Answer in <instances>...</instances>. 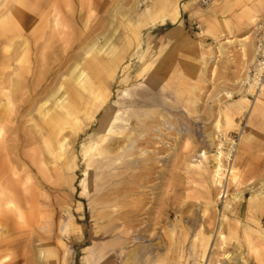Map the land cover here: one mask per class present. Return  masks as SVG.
Masks as SVG:
<instances>
[{"label": "rangeland", "instance_id": "374dc122", "mask_svg": "<svg viewBox=\"0 0 264 264\" xmlns=\"http://www.w3.org/2000/svg\"><path fill=\"white\" fill-rule=\"evenodd\" d=\"M14 5L0 27V264H264V94L244 85L256 15L240 9L230 44L186 26L178 56L161 45L169 26L145 29L159 18L147 0H0V25ZM219 133L239 137L226 199Z\"/></svg>", "mask_w": 264, "mask_h": 264}, {"label": "crops", "instance_id": "0c3cea01", "mask_svg": "<svg viewBox=\"0 0 264 264\" xmlns=\"http://www.w3.org/2000/svg\"><path fill=\"white\" fill-rule=\"evenodd\" d=\"M147 2L151 3V8L149 10L155 11L159 18L145 27V29L155 25H158L160 28L169 26V28H164L160 34L161 45L163 49L176 51V55L178 56L180 55L183 44L185 45L187 41L190 43L193 41L185 32L186 26L193 27L195 24H202V34H204V36L210 39L221 38L223 36L232 37L228 38L231 40L226 39L224 42V44H230L235 37V31L230 26L233 25V21L241 18L239 13L240 9H246L248 16L245 21H249V18L253 17L251 14H255L258 19L264 15V0H217L216 2L213 1L214 3H212V5H209L214 6L216 3L217 7L203 10L198 8L195 3L196 0H147ZM175 9L179 12L176 21L171 17ZM220 16H224V18ZM235 40L242 45L241 42L247 40V37L236 38ZM196 48L199 49V47ZM245 49L247 54H249V51L252 49L250 53L252 54L253 46H251L249 42L245 45ZM175 60L173 64L180 65L186 63L183 58H176ZM192 61V65H195L197 63V58H194ZM3 176L4 175L0 171V179L3 178ZM2 183V180H0V193ZM3 202V198H0V205ZM10 203L11 205H8ZM6 205L13 206L12 199H8ZM86 247L83 248L84 252Z\"/></svg>", "mask_w": 264, "mask_h": 264}, {"label": "built area", "instance_id": "2783aa9c", "mask_svg": "<svg viewBox=\"0 0 264 264\" xmlns=\"http://www.w3.org/2000/svg\"><path fill=\"white\" fill-rule=\"evenodd\" d=\"M209 0H201L202 5H207ZM195 29L198 30L199 26L195 25ZM253 44H254V59L250 66L247 68L244 76V85L248 87L249 84L253 86V91L250 97H254V100L258 95L264 94V15L257 19L253 27ZM217 148L215 149L216 155L219 156L222 162L223 169H227L234 166L235 154L239 137L237 134L223 135L219 133L216 136ZM221 153V154H220ZM224 172L225 178L227 172ZM224 176L222 184L219 187L220 198H227V190L224 187Z\"/></svg>", "mask_w": 264, "mask_h": 264}, {"label": "bare ground", "instance_id": "6f19581e", "mask_svg": "<svg viewBox=\"0 0 264 264\" xmlns=\"http://www.w3.org/2000/svg\"><path fill=\"white\" fill-rule=\"evenodd\" d=\"M14 6H15V7H14ZM14 6H13V7H14L13 12H14V13L9 17V20L7 19V21L1 23L0 27H5V28H7L8 26H10V24H12V22L14 21V18L17 17V15H18V10H17L18 7H16V5H14ZM22 6H23V5H22ZM176 6H177V3H176ZM20 8H21V7H20ZM174 8H175V7H174ZM178 13H179V12H177V9H175L174 12L172 13V19H173V20L176 21V19L178 18ZM7 14H8V13H7ZM145 15H146V13L143 12L140 16H138V17L136 18L135 21L142 19L143 17H145ZM7 16H8V15H7ZM122 17L125 19L126 22H128V23L130 24V26H132L131 29H130V32H131L133 35L136 36V34H135V33H136V27H135V25H134V22L132 21L133 18H131V14L129 13V11H127V12H125V13H122ZM126 24H127V23H126ZM127 25H128V24H127ZM110 40H111V39H110L109 37H108L106 40H104V41H105V45H107L108 47H109V42H110ZM107 46H106V47H107ZM243 50H244V49H243ZM251 50H252V49H251ZM251 50L249 51L250 53H251ZM250 53H249V54H250ZM253 53H254V52H253ZM249 54H247V51L245 50V55H249ZM252 55H253V54H252ZM244 58H245V57H244ZM253 58H254V57H253ZM111 61H112V60H111ZM73 73H74V72H73ZM82 73H83V72H82ZM80 76H81V73H79L78 75H76V77L74 78L75 81H77V80L80 78ZM78 81H79V80H78ZM79 82H80V81H79ZM248 87H249V88H248V91H253V86H252L251 84H249ZM249 89H250V90H249ZM143 95H144V94H143ZM64 97H65V96H64ZM258 97H259V96H258ZM257 99H258V98H257ZM243 100H244V99H243ZM256 101H257V100H256ZM243 102H245V101H243ZM247 102H248V101H247ZM60 104H61V103H57V104H56V107H58V108L61 107ZM140 109H141V108H140ZM152 110H153V109H152ZM134 113H135V112H134ZM138 113H139V111H138ZM143 113H144V112H143ZM145 113H147V112H145ZM151 113H152V111H151ZM139 114H140V113H139ZM148 114H150V113H148ZM152 114H153V113H152ZM152 114H151V116H152ZM156 114H159V112L156 113ZM156 114H155V115H156ZM134 115H136V114H134ZM140 115H141V114H140ZM153 115H154V114H153ZM155 115H154V116H155ZM143 116H145V114H144ZM92 117H93V116H91V114H90V112H89V113L87 114V118L90 120V119H92ZM138 117H139V116H138ZM145 117H146V116H145ZM157 117H158V116H157ZM115 118H116V117H115ZM140 118H141V117H140ZM148 118H149V117H148ZM116 119H117V118H116ZM128 119H129V118H128ZM136 119H137V118H136ZM165 119H166V118H165ZM117 120H118V119H117ZM117 120H116V121H117ZM149 121H150V120H149ZM117 122H118V121H117ZM125 122H126V121H125ZM139 122H141V124H142V121L139 120ZM169 122H170V121H169ZM110 123H111V122H110ZM114 123H115V122H114ZM119 123H121V122H119ZM133 123H134V122H133ZM162 123H163V122H162ZM171 123H172V122H171ZM112 124H113V123H112ZM125 124H126V123H125ZM141 124H140V125H141ZM130 125H131V124H130ZM140 125H139V127H140ZM143 125H144V123H143ZM173 125H174V124H173ZM173 125H171L170 123L164 121V126H166L169 130L172 129V126H173ZM111 126H113V125H111ZM131 126H132V125H131ZM135 126H136V125H135ZM117 127H119L120 129H122V128H123V125H122V128H121L120 126H117ZM124 127H125V126H124ZM139 127H138V128H139ZM141 127H142V126H141ZM173 127H174V126H173ZM103 128H104V127H103ZM119 128H118V129H119ZM131 128H132V127H131ZM131 128L129 127V129H131ZM138 128H137V129H138ZM167 128H166V129H167ZM143 129H144V128H143ZM153 129H154V128H153ZM158 129H159V128H158ZM145 130H146V129H145ZM159 130H160V129H159ZM124 131H125V130H124ZM133 131H134V130H133ZM139 131H140V130H139ZM107 132H108V131H107ZM116 132H118V131H116ZM140 132H142V128H141V131H140ZM143 132H145V131H143ZM114 133H115V132L112 131V132H111V135H115ZM126 133H127V132H126ZM126 133H124L123 130H121V132L119 131L118 134H117V133H116V134H117V136H118V135H119V136L122 135V137H123V135H124V138H125L126 141H127V140H129V136H126V135H125ZM130 133H132V132L130 131ZM138 133H139V132H138ZM107 134H108V133H107ZM107 134H106V135H107ZM109 134H110V132H109ZM127 134H128V133H127ZM140 134H141V133H140ZM140 134H139V135H140ZM143 134H144V133H143ZM143 134H142V135H143ZM100 135H101V134H100ZM102 135H103V134H102ZM137 135H138V134H137ZM104 136H105V134H104ZM115 136H116V135H115ZM115 136H114V137H115ZM99 137H100V136H99ZM131 137H132V135H131ZM135 137H136V135H135ZM139 137H140V136H139ZM100 138H101V140H102V137H100ZM120 138H121V137H120ZM120 138H119V139H120ZM140 138H141V137H140ZM117 139H118V138H117ZM130 139H131V138H130ZM101 140H100V141H101ZM133 140H134V141H135V140L137 141L138 139L136 138V139H133ZM117 141H118V140H117ZM117 141H116V139H114V138H110L109 141H108V144H107V145H108V148H111L112 143H113V144H114V143H117ZM122 141H123V140H122ZM126 141H124V144H125ZM101 142H103V141H101ZM104 142H105V141H104ZM104 142H103V143H104ZM129 142H130V143H129ZM129 142H126V143H128L129 145L132 146L133 144L131 143V140H130ZM103 143H102V145H103ZM119 143H120V142H119ZM122 143H123V142H121V145H123ZM136 143H137V142H136ZM100 144H101V143H100ZM107 145H106V146H107ZM117 145H118V144H117ZM119 145H120V144H119ZM129 145H128V148H129ZM134 145H135V144H134ZM99 146H100V145H99ZM115 146H116V145H115ZM115 146H113V147H115ZM124 146H125V145H124ZM83 147H84V146H83ZM88 147H89V146H88ZM95 147H96V146H95ZM95 147H94V148H95ZM117 147H119V146H117ZM139 147H140V146H139ZM94 148H93V149H94ZM115 148H116V147H115ZM119 148H122V147H119ZM128 148H127V150H126V148H125V150L128 151ZM89 149L91 150V147H90ZM103 149H104V148H103ZM103 149H101V150L103 151ZM106 149H107V148H106ZM120 150H121V149H120ZM129 150L132 151L131 148H130ZM92 151H93V150H92ZM98 151H99V150H98ZM107 151H108V150H107ZM131 151H130V152H131ZM94 152H95V151H94ZM103 152H104V151H103ZM103 152H102V153H103ZM118 152H119V151H118ZM130 152H129V153H130ZM133 152H134V151H133ZM116 153H117V152H116ZM116 153H115V154H116ZM131 153H132V152H131ZM142 153H144V152H142ZM100 154H101V153H100ZM132 154H133V153H132ZM144 154H145V153H144ZM220 154H221V153H220ZM93 155H94V154H93ZM93 155H92V156H93ZM96 155H97V154H96ZM104 155H105V152H104V154H103L102 156H104ZM117 155H118V156H117ZM141 155H143V154H141ZM141 155H140V156H141ZM122 156H123V155H122ZM133 156H135V155H133ZM137 156H138V155H137ZM140 156H138V157H140ZM105 157L108 158L106 155H105ZM111 157H112V156H111ZM113 157H114V155H113ZM115 157H117V159H119L120 161H124V160H125L123 157H121V154H120V156H119V154H116ZM115 157H114V158H115ZM93 158H94V157H93ZM101 158H102V157H101ZM103 158H104V157H103ZM103 158H102V159H103ZM114 158H113V159H114ZM218 158H219V157H218ZM91 160H92V159H91ZM111 160H112V159H111ZM115 160H116V159H115ZM115 160H114V161H115ZM119 160H118V161H119ZM133 160H134V158H133ZM144 160H145V159H144ZM118 161H117V162H118ZM134 161H135V160H134ZM217 161H219V159H218ZM87 162H88V161H87ZM101 162H103V161L101 160ZM125 162H126V161H125ZM125 162H124V163H125ZM138 162H139V161H138ZM90 163H91V162H90ZM105 163L107 164V162H105ZM113 163H115V162H113ZM126 163L129 164V162H126ZM143 163H144V162H143ZM94 164H95V163H94ZM130 164H131V161H130ZM100 165H101V164H100ZM123 165H124V164H123ZM134 165H135V164H134ZM97 166H98V165H97ZM106 166L109 167L108 165H106ZM110 167H111V166H110ZM114 167H115V166H114ZM127 167H129V166H127ZM103 168H105V167H103ZM116 168H117V167H116ZM130 170H131V169H130ZM227 170L230 172V178H231L232 180H234V179H235V173H234V170H233V165H232L231 167H229ZM110 171H111V170H110ZM115 171H116V170H115ZM225 171H226V170L223 169L222 165H220V164L218 163L217 171H215V173H214V174H216L215 177H216V178H220V175H222V173H224ZM228 171H227V172H228ZM111 173H112V172H111ZM110 175H111V174H110ZM87 177H88V176H87ZM222 177H223V176H222ZM227 177H228V176H227ZM118 178H119V177H118ZM224 178H225V177H224ZM135 179H136V178H135ZM214 179H215V178H214ZM113 182H114V180H113ZM113 182H112V184H113ZM216 182H217V181H216ZM217 183H218V182H217ZM81 184H82V183H81ZM89 184H90V183H89ZM117 184H118V183H117ZM114 185H115V184H114ZM83 189L86 190L85 187H84ZM81 192H82V191H81ZM81 194H82V193H81ZM83 194H84V193H83ZM95 194H96V193H95ZM116 194H117V193H116ZM85 195H86V194H85ZM98 196H99V195H98ZM84 197H85V196H84ZM256 197H257V196H256ZM106 202H107V201H106ZM104 204H105V203H104ZM107 206H108V205H107ZM227 207H228V206H227ZM226 209H227V208H226ZM227 210H228V209H227ZM112 232H113V231H112ZM219 232H220V230H219ZM110 233H111V231H110ZM217 233H218V232H217ZM220 233H221V232H220ZM113 234H114V233H113ZM124 234H125V233H124ZM218 234H219V233H218ZM111 235H112V234H111ZM119 235H120V234H119ZM114 236H115V235H114ZM116 236H117V235H116ZM222 236H223V235H222ZM122 237H123V235H122ZM122 237L120 236V238H122ZM185 238H186V237H185ZM219 238H220V237H219ZM222 238H224V237H222ZM113 239H116V237L113 238ZM113 239H112V240H113ZM134 239L137 240L136 238H134ZM194 240H195V239H194ZM108 241H109V240H108ZM138 241H139V240H138ZM138 241H137V242H138ZM120 242H121V241H120ZM122 242H123V241H122ZM116 243H117V242H116ZM111 245H112V244H111ZM118 245H119V244H118ZM122 245H123V243H122ZM123 246H124V245H123ZM123 246H122V247H123ZM108 248H109V246H108ZM111 248H112V247H111ZM139 248H140V247H139ZM97 249H98V248H97ZM112 249H113V248H112ZM95 250H96V249H95ZM98 250H99V249H98ZM146 250H147V249H146ZM89 251H90V250H88L86 253L89 254ZM91 251H92V250H91ZM91 251H90V253H92ZM131 251H132V250H131ZM135 251H136V250H135ZM93 252H94V251H93ZM104 253H105V252H104ZM126 253H127V252H126ZM133 253H134V252H133ZM138 254H139V253H138ZM89 255H90V254H89ZM133 256H134V255H133ZM137 256H138V255H137ZM140 256H141V255H140ZM90 259H91L90 257H88V256L86 257V259H85L86 264H92L91 261H90ZM144 259H145V258H144ZM146 259H147V257H146ZM91 260H92V259H91ZM124 260H126V259H124ZM124 260H123V262H124ZM162 260H163V259H162ZM101 261H102V260H101ZM101 261H100V262H101ZM120 261H121V260H120ZM153 261H154V260H153ZM97 262H98V261H97ZM147 262H148V260H147ZM159 262H160V261H159ZM121 263H122V262H121ZM153 263H154V262H153ZM162 263H163V262H162ZM167 263H168V262H167ZM93 264H94V263H93ZM142 264H143V263H142ZM155 264H156V263H155Z\"/></svg>", "mask_w": 264, "mask_h": 264}]
</instances>
